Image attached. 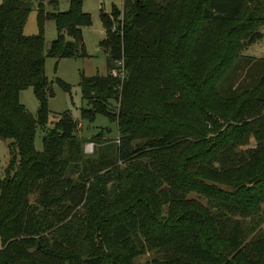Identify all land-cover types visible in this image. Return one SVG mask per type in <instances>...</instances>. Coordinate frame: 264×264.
Masks as SVG:
<instances>
[{"label": "trees", "instance_id": "1", "mask_svg": "<svg viewBox=\"0 0 264 264\" xmlns=\"http://www.w3.org/2000/svg\"><path fill=\"white\" fill-rule=\"evenodd\" d=\"M47 1L36 0L34 36L24 35L31 0L0 5V138L14 141L0 175V264H135L147 253L145 264H264V75L219 90L263 38L264 0H123L102 11L107 74L82 78L93 106L83 115L116 123L118 140L93 157L68 116L47 129L45 74L46 57L85 56L91 18L84 0L62 13L45 12ZM47 20L57 37L45 54ZM29 87L37 118L19 101Z\"/></svg>", "mask_w": 264, "mask_h": 264}, {"label": "rangeland", "instance_id": "2", "mask_svg": "<svg viewBox=\"0 0 264 264\" xmlns=\"http://www.w3.org/2000/svg\"><path fill=\"white\" fill-rule=\"evenodd\" d=\"M50 1V0H48ZM45 2V12H66L69 9V0H57L59 6L54 8L49 2ZM3 0H0V5ZM123 0H84L83 12L88 14L91 18V26L83 29V42L85 46V56L80 58H64L57 59L46 57L45 59V74L50 83L48 95V111L49 118L47 129L53 128L54 124L58 122L63 116H68L72 121L80 124V128L76 130V136L82 141L84 152L86 156L93 157L97 150H104L107 146L112 150L117 145L118 130L116 123L111 122L107 117L102 114H95L94 119L91 121L85 118L83 113L85 111H92L93 106L85 101L82 97L81 80L82 78H92L96 76H105L107 74L106 53L100 46L105 39V30L100 18L101 12L111 14L112 8H122ZM32 8L31 13L24 27V35L34 36L37 35L38 24V3L36 0H31ZM260 32L263 38L252 44L249 50H245L242 55L251 58L257 55L256 52H264V28ZM57 37L56 23L53 20H47L44 24V38L45 48L44 53L47 54L52 41ZM264 56V55H262ZM249 60L241 58L231 74L220 86V93L223 95H232L234 92L239 93L244 87L253 86V72L249 69ZM264 75L260 74L258 77L261 79ZM258 79V80H259ZM256 82V81H255ZM254 82V83H255ZM259 82V81H258ZM19 101L25 106L27 111L32 117L37 118L38 115V101L36 100L33 88L29 87L20 93ZM113 107L117 105L112 103ZM103 134V138L93 140L99 134ZM45 131L37 127L35 136V149L42 152L43 137ZM12 140H2L0 138V175H4L12 158ZM255 142L251 140L249 147H254ZM243 148L242 150H245ZM106 151V149L104 150ZM109 153V152H108ZM190 199H196L205 203L204 199L200 196L191 193ZM264 208V205H262ZM153 255L147 253L135 259V264H145L152 259Z\"/></svg>", "mask_w": 264, "mask_h": 264}, {"label": "crops", "instance_id": "3", "mask_svg": "<svg viewBox=\"0 0 264 264\" xmlns=\"http://www.w3.org/2000/svg\"><path fill=\"white\" fill-rule=\"evenodd\" d=\"M122 4H123V2H122ZM83 29H82V33H83ZM249 48L247 50H249ZM256 54L257 55L251 56V58H247L245 55H241V58H243L245 60H249L250 63H249V67L248 68L251 69V73L253 72V76H254L253 77V80H252L253 86H251V87H245V88L243 87L242 90H245L247 88L251 89L254 86H256L257 83H258V81H259L258 80L259 79L258 77L264 71V56H262V55H264V52H256ZM263 90H264V86H263ZM79 128H80V124H79ZM255 147H256V142H255V146L254 147H250V148H255Z\"/></svg>", "mask_w": 264, "mask_h": 264}, {"label": "built area", "instance_id": "4", "mask_svg": "<svg viewBox=\"0 0 264 264\" xmlns=\"http://www.w3.org/2000/svg\"><path fill=\"white\" fill-rule=\"evenodd\" d=\"M114 29H115V28H114ZM112 73H113V75H115V76H116V74H117V72H116V71H113Z\"/></svg>", "mask_w": 264, "mask_h": 264}, {"label": "water", "instance_id": "5", "mask_svg": "<svg viewBox=\"0 0 264 264\" xmlns=\"http://www.w3.org/2000/svg\"><path fill=\"white\" fill-rule=\"evenodd\" d=\"M39 215H41V212L39 213Z\"/></svg>", "mask_w": 264, "mask_h": 264}]
</instances>
